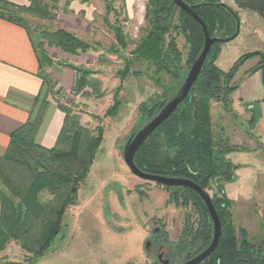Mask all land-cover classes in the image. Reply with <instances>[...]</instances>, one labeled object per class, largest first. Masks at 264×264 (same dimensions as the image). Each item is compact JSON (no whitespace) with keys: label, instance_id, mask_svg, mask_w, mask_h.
Returning a JSON list of instances; mask_svg holds the SVG:
<instances>
[{"label":"trees","instance_id":"trees-1","mask_svg":"<svg viewBox=\"0 0 264 264\" xmlns=\"http://www.w3.org/2000/svg\"><path fill=\"white\" fill-rule=\"evenodd\" d=\"M28 1V5H17L0 0V17L28 29L25 18L28 15L41 19L55 18L53 10L56 5L51 9L45 0ZM51 1L57 3V0ZM145 1V25L130 55L154 68L153 81L164 97L150 98L153 103L147 109L144 104L139 106L140 112L148 111L152 115L165 105L185 78H181L182 55L173 33L181 34L185 39L188 68L202 50L204 35L198 22L172 0ZM183 1L205 22L209 35L220 39L231 38L235 34L239 21L237 9L264 17V0H232L234 7L225 3L226 0ZM113 31L117 44L126 48L121 28L114 27ZM40 36L49 47L59 48L70 55L99 49L96 43H88L62 28L42 30ZM222 43L212 45L189 95L150 134L138 149L134 161L144 172L187 178L205 191L214 182L216 193L211 200L221 221V237L214 252L199 264H264V238L258 245L253 244L246 238L244 229L239 230L240 238L235 236L231 201L223 188L225 183L235 179L238 168L226 156L244 147L230 144L221 132L214 133L211 122L212 102L222 103L225 110L230 109L231 94L237 87L233 78L248 58L260 56L258 65L251 71H262L264 86V53L242 54L228 71H223L215 64ZM37 57L40 64L38 75L47 92L53 94L55 83L44 70L47 55L43 45L39 46ZM97 59L102 61L101 55ZM129 63L120 72L121 79L129 74ZM71 69L74 72L71 91L75 95L86 92L91 85L87 80L88 72L75 66ZM169 89L172 96L165 98ZM117 93L104 114L106 117L119 113L121 101ZM56 105L64 113V121L53 147L35 143L37 124L27 123L11 134L6 152L0 156V252L13 241L26 254L22 261L4 258L0 264H35L45 255L62 231L67 209L76 205L80 186L86 181L103 141L101 126L96 128V134H92L80 124L79 115L69 106L59 102ZM253 124L254 119H251L250 126ZM171 188L176 202L180 200L184 207L191 203L199 210L196 227L186 222L183 239L179 240L176 248L180 251L191 246L205 247L211 241L212 225L202 199L189 188Z\"/></svg>","mask_w":264,"mask_h":264},{"label":"rangeland","instance_id":"rangeland-1","mask_svg":"<svg viewBox=\"0 0 264 264\" xmlns=\"http://www.w3.org/2000/svg\"><path fill=\"white\" fill-rule=\"evenodd\" d=\"M86 1L92 6L83 5L84 0L81 4L66 2L60 6L58 0L57 3L45 0L50 8L57 7L53 10L54 19L25 17L37 40L42 30L62 28L88 43H96L97 51L75 56L64 55L59 48L41 42L51 53H46V72L75 66L88 72L87 80L91 84L86 92L75 95L71 89L63 90L49 73L55 83L53 100L69 106L79 115L80 124L92 134H96L98 126L103 129V141L86 181L80 186L76 205L67 209L62 231L35 264H162L157 258L160 244L163 246L162 259L168 260L169 264H179L185 260L187 252L193 253V257L208 245L200 249L191 246L180 251L176 248L183 239L186 222L196 227L199 210L191 203L185 207L180 200L177 203L171 187L133 175L122 156L129 136L158 111L150 115L148 111L140 112L139 106L144 104L147 109L153 103L150 98L164 97L153 81L154 68L130 55L145 25L146 1L133 0L131 8L125 0ZM224 2L234 7L232 0ZM112 27L121 28L126 48L117 44ZM243 33L245 29L232 43L233 39L220 44L216 63L221 70L228 71L239 53L249 46L251 38L245 37L246 41H243ZM173 35L182 55L180 73L183 78L191 67L186 64L188 47L181 34ZM98 55L102 58L100 62ZM127 62H130V72L121 79L120 72ZM116 93L121 101L119 113L106 117L104 114L113 104ZM172 93L169 89L165 98H170ZM247 121L243 116L238 117L233 107L225 110L222 103H211L212 131L221 132L230 144L246 140L244 130H251ZM228 156L233 160L242 159L237 155ZM262 183L260 181L258 187L264 186ZM237 186L232 181L223 185L226 196L230 201L234 200L230 206L234 234L240 238L239 230L244 229L246 238L258 245L264 238V189L252 199L237 200ZM206 192L210 197L216 193L214 182ZM147 242L149 246L146 247ZM25 256V252L11 241L0 252V261L4 258L22 261Z\"/></svg>","mask_w":264,"mask_h":264},{"label":"crops","instance_id":"crops-1","mask_svg":"<svg viewBox=\"0 0 264 264\" xmlns=\"http://www.w3.org/2000/svg\"><path fill=\"white\" fill-rule=\"evenodd\" d=\"M6 1L17 5L29 4L28 0ZM64 1L58 0L59 6L66 2L73 5L81 4V0ZM125 1L129 7L132 5L133 0ZM88 4L92 6L84 0L83 5ZM237 12L239 32L230 43L245 29L243 41H246L245 37L251 39L243 52L264 53V17L245 10L237 9ZM41 42H44L41 36L37 40L28 28L0 17V156L6 152L11 134L27 123L36 122L34 141L46 148L54 146L62 127L64 113L57 107L53 95L47 92L38 75L40 64L37 53L39 46L43 45ZM44 47L46 53L51 55ZM243 52L239 54L242 55ZM218 57L219 55L217 59ZM259 61L260 56L248 58L241 64L233 78L237 87L231 94V107L238 117L243 116L248 120L247 124L250 125L251 119H254L251 130H244L245 145L243 142L234 144L243 146L244 149L228 154L237 155L242 159L233 160L226 156L233 164L238 165L235 179L232 181L238 185L237 200L252 199L264 189V186L258 187L260 181L264 183V179H260L264 178V86L262 71H251ZM48 73L58 81L63 90L70 91L74 81L71 69H49Z\"/></svg>","mask_w":264,"mask_h":264},{"label":"water","instance_id":"water-1","mask_svg":"<svg viewBox=\"0 0 264 264\" xmlns=\"http://www.w3.org/2000/svg\"><path fill=\"white\" fill-rule=\"evenodd\" d=\"M178 8L191 15L201 26L204 35V44L198 57L195 59L190 69L188 70L183 82L175 91L173 96L165 103V105L141 128L134 131L127 139L122 156L126 166L130 172L140 179L146 181L155 182L164 187H184L194 191L203 201L205 207L210 216L212 225V237L208 246L197 255L191 257L187 261H181L179 264H199L205 258L209 257L212 252L217 248L221 237V221L215 209V206L211 200L210 195L203 190L198 184L187 178L170 177L158 174H151L142 171L135 164V155L140 146L147 140L150 134L156 130L167 118H169L176 108L183 102V100L189 95L194 83L196 82L206 58L210 52L212 45L216 42H227L229 39H233L239 32V21L237 23V30L231 38L220 39L217 37H211L207 30L205 22L193 11V9L185 3L183 0H172ZM149 246V242L146 243V247ZM162 254H159V260L162 264H169L168 260H162Z\"/></svg>","mask_w":264,"mask_h":264},{"label":"flooded vegetation","instance_id":"flooded-vegetation-1","mask_svg":"<svg viewBox=\"0 0 264 264\" xmlns=\"http://www.w3.org/2000/svg\"><path fill=\"white\" fill-rule=\"evenodd\" d=\"M162 248H163V246H162V244H160L159 247H158V253H157V258H158V260H159L158 255H159V254H162V252H161ZM161 257H163V255H162ZM190 257H191V255H190V253H189L188 256L185 257V260H184V261H187L188 259H190ZM162 260H164V259H162ZM181 261H183V259H182ZM159 262H161V261L159 260ZM168 262H169V261H168ZM161 263H162V262H161ZM179 263H180V262H179Z\"/></svg>","mask_w":264,"mask_h":264}]
</instances>
